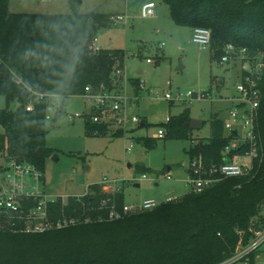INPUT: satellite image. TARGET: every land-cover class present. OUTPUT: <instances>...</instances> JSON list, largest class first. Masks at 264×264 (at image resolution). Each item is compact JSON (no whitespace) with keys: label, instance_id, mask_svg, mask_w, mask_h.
Segmentation results:
<instances>
[{"label":"trees","instance_id":"16d2710c","mask_svg":"<svg viewBox=\"0 0 264 264\" xmlns=\"http://www.w3.org/2000/svg\"><path fill=\"white\" fill-rule=\"evenodd\" d=\"M69 1L70 13L43 14L11 12L10 0H0V71L4 74L0 76V95L6 98V107L0 109V125L4 128L0 133V155L6 160L31 163L43 174L46 161L55 153L46 142L50 105L46 100L34 101L33 93L66 98L83 96L86 86L94 91L111 89L113 71L125 68L123 49L102 48L97 53L91 49L100 31L113 25L115 15L84 14L79 11L77 0ZM156 1L169 7L176 25L210 29L209 50L217 61L227 44L264 55V0ZM43 45L55 46L56 50ZM29 51L35 55H27ZM65 64L74 65L70 75ZM133 87L139 93L138 80L133 79ZM259 88L257 129L262 149L249 175L221 179L200 192L189 191L175 201L136 213L123 212L122 192H107L100 184L90 185V193L85 196L51 204L54 214L73 217L74 224L27 233L20 223L0 219V264L222 261L239 240L236 230L246 229L264 204V72ZM13 102L17 103L15 109L10 108ZM31 102L33 109L27 110ZM91 116V112L85 115L87 136H123V132L111 134L105 126L93 123ZM190 120V108L185 107L180 114L170 115L167 123L158 125L166 129L165 139L191 140L186 151L189 162L202 156L206 167L223 163V149L228 143L224 120L219 114L212 115L207 140L194 138ZM143 125L149 124L143 120ZM135 139L147 147L155 146L157 140L148 136ZM104 199L110 200L109 207L103 205ZM113 205L120 217L110 218Z\"/></svg>","mask_w":264,"mask_h":264},{"label":"rangeland","instance_id":"374dc122","mask_svg":"<svg viewBox=\"0 0 264 264\" xmlns=\"http://www.w3.org/2000/svg\"><path fill=\"white\" fill-rule=\"evenodd\" d=\"M131 1L77 0V4L84 14L127 15L124 21L114 22L110 28L101 30L96 43L103 48L126 52L124 69L127 77L121 84L130 98L138 97L130 108L132 113L146 117L149 125L135 126L121 137L87 136L84 125L85 115L91 110L90 102L83 96L47 99L50 118L46 119V142L55 153L46 161L43 175L46 192L51 196H80L89 190V185L100 184L105 191L118 186L124 204H139L151 198L164 201L167 197H182L191 191V185L186 181L189 166L186 151L191 140L156 137L155 146L147 147L135 138L155 137L158 124L170 115L180 114L185 107H190L192 118L205 122L194 131V138L198 140L210 137L212 115L217 113L224 121L232 122L226 106L228 97L235 95V73L212 58L209 49H201L193 43L192 28L176 25L165 3L155 0V15L143 17L125 9L126 3ZM9 9L11 12L43 14H68L72 10L69 0H10ZM148 58L153 62L149 63ZM133 79L144 80L146 88L136 93ZM147 89H156L160 92L159 97ZM176 90L209 91L212 100L170 104L160 98L164 92ZM5 107L6 98L0 95V109ZM16 107V102L10 106L11 109ZM57 110H60L58 117ZM3 132L0 125V133ZM235 162L248 166L251 159L237 157ZM5 163L6 159L0 155V180L3 179L1 167ZM166 174L172 179L168 180ZM104 179L118 180V185L103 183Z\"/></svg>","mask_w":264,"mask_h":264},{"label":"built area","instance_id":"2783aa9c","mask_svg":"<svg viewBox=\"0 0 264 264\" xmlns=\"http://www.w3.org/2000/svg\"><path fill=\"white\" fill-rule=\"evenodd\" d=\"M154 1H144L138 13L143 17L153 16L156 6ZM126 17V14L116 15L112 17V21H124ZM97 38L91 45V49L95 53L102 49L96 43ZM192 42L201 49H209L211 30L205 27H195ZM263 57V53L251 54L245 47L240 48L234 44L225 46L224 53L218 63L230 68L235 73L237 81L235 83V95L227 99L230 104L228 112L232 122H224L225 136L228 139V143L223 149L224 162L206 167L202 156L190 160L186 181L191 185V191L200 192L221 179L243 177L252 172L254 161L259 157L262 149L257 120L261 102L259 83L264 72ZM147 61L153 62L150 58ZM126 77L125 69L116 68L112 73L114 87L111 89L102 87L98 91H94L91 86H86L83 94V97L92 104L90 121L105 126L111 133L123 132L124 135L133 127L142 125L141 117L132 113L130 109L136 97L130 98L123 85L120 84ZM139 87L140 90L146 88L144 80H139ZM147 90L156 97L160 95L156 89ZM33 94L36 102L52 97L44 93ZM160 98L169 102L185 103L212 100L209 91L196 92L192 90L187 92L168 91L164 92ZM26 109L32 110L33 103L27 104ZM48 118H50L49 115L46 119ZM168 121L169 117L165 122ZM166 134V129L159 127L156 137L164 138ZM244 156L250 157V165L246 166L235 162L237 157ZM1 170L3 179L0 180V219L20 223L23 226V232L40 233L74 224L75 218H68L64 214H54L51 204L60 199L65 203L70 197L80 198L90 193L88 190L80 196H51L46 192L43 173L35 165L28 162H17L9 159L6 160ZM145 176L143 175V177ZM166 178L170 180L172 176L166 174ZM103 183H114L117 186L118 180L104 179ZM117 189L119 190L118 186ZM117 189L112 191H118ZM106 191L112 192L109 188H106ZM177 199V197H167L164 201H159L151 198L143 200L139 204H124L123 212L136 213L150 210L163 202H171ZM109 203V199L103 200L104 206L109 207ZM109 214L110 218L120 217V213L114 205L110 207ZM12 223L14 224V222ZM236 233L239 240L234 249L226 258L216 264H264V204L260 214L250 220L248 227L238 229Z\"/></svg>","mask_w":264,"mask_h":264},{"label":"water","instance_id":"95a60500","mask_svg":"<svg viewBox=\"0 0 264 264\" xmlns=\"http://www.w3.org/2000/svg\"><path fill=\"white\" fill-rule=\"evenodd\" d=\"M145 0H133L129 3V10L132 12V13H138L139 11V8L140 6L142 5V3L144 2ZM0 76H4L3 72L0 73ZM143 125V124H142ZM203 125V121L201 120H198L196 118H191L190 120V128L195 130V129H198L200 127H202ZM139 184H136V186H138Z\"/></svg>","mask_w":264,"mask_h":264},{"label":"clouds","instance_id":"9594fccd","mask_svg":"<svg viewBox=\"0 0 264 264\" xmlns=\"http://www.w3.org/2000/svg\"><path fill=\"white\" fill-rule=\"evenodd\" d=\"M43 47L44 48H50V50H52V51H55L56 50L55 49V46L43 45ZM27 55H35V53L29 51V53H27ZM44 59H45V61H48L49 63L51 62V61H49V58L48 57H45ZM64 68H65L66 72L69 75L74 71V65L73 64H65L64 65Z\"/></svg>","mask_w":264,"mask_h":264},{"label":"crops","instance_id":"0c3cea01","mask_svg":"<svg viewBox=\"0 0 264 264\" xmlns=\"http://www.w3.org/2000/svg\"><path fill=\"white\" fill-rule=\"evenodd\" d=\"M40 1H43V2H45V0H40ZM48 1H51V0H48ZM162 3V2H161ZM126 8H129V3L127 4L126 3V5H125V9ZM169 8V7H168ZM127 10V9H126ZM169 14H170V11H169ZM155 15V14H154ZM192 30H193V28H192ZM193 34V33H192ZM101 47V46H100ZM101 48H103V47H101ZM138 74H141V71H138ZM138 81L140 80V79H137ZM122 82V81H121ZM121 82H120V84H121ZM121 85H123V84H121ZM123 87H124V85H123ZM149 92V91H148ZM136 98L134 99V102L132 103V105L135 103V101H138V97L137 96H135ZM203 101V100H202ZM170 104H174L173 102L172 103H170ZM230 106V104H228V106H226V109H227V111H228V107ZM190 108V107H189ZM131 112H132V110H131ZM190 112H191V109H190ZM217 114V113H216ZM141 117V119H142V124H143V120H146L145 118L146 117H142V116H140ZM191 118H192V115H191ZM200 120V119H199ZM225 122V121H224ZM203 124H204V121H203ZM140 126V125H139ZM142 127H146L145 125H142ZM84 130H85V125H84ZM152 138H156V136L154 137V136H152ZM169 170H170V168H169ZM186 174H187V171H186ZM90 186V185H89ZM139 186V185H138ZM178 198H180V197H178Z\"/></svg>","mask_w":264,"mask_h":264}]
</instances>
